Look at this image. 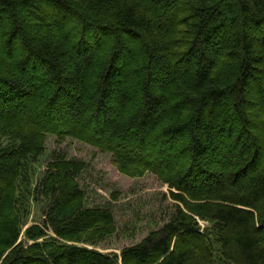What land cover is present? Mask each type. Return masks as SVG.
Instances as JSON below:
<instances>
[{
  "label": "trees",
  "instance_id": "obj_1",
  "mask_svg": "<svg viewBox=\"0 0 264 264\" xmlns=\"http://www.w3.org/2000/svg\"><path fill=\"white\" fill-rule=\"evenodd\" d=\"M50 136L154 175L170 219L121 260L77 246L115 216L83 162L35 182ZM0 264H264V0H0Z\"/></svg>",
  "mask_w": 264,
  "mask_h": 264
},
{
  "label": "rangeland",
  "instance_id": "obj_2",
  "mask_svg": "<svg viewBox=\"0 0 264 264\" xmlns=\"http://www.w3.org/2000/svg\"><path fill=\"white\" fill-rule=\"evenodd\" d=\"M72 20V17L67 18L71 25L75 24V20L73 22ZM69 25L62 26L63 30H69ZM74 41L76 40L71 34L69 42ZM138 59L131 57L128 62L132 63ZM37 81L43 85L42 80L38 78ZM54 153L86 164L87 168L80 182L87 194L88 205L110 207L115 216L117 231L109 235L103 243L98 246L83 244L77 246L104 255H114L121 260L124 249L141 243L151 232L157 231L170 219L173 203L167 198L169 189L154 175L147 173L142 177H128L116 168L112 155L103 154L98 149L75 140L69 139L63 144H58L55 136L48 137L46 153L35 167L37 173L35 182L47 170ZM43 220L39 209L33 205L19 243L32 244L33 242L26 237V232L33 226H42ZM198 222L203 229L211 227L200 220Z\"/></svg>",
  "mask_w": 264,
  "mask_h": 264
}]
</instances>
